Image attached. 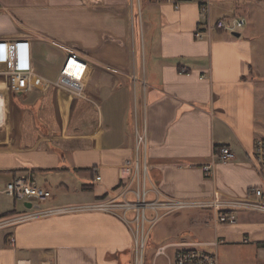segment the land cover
<instances>
[{
    "label": "crops",
    "instance_id": "0c3cea01",
    "mask_svg": "<svg viewBox=\"0 0 264 264\" xmlns=\"http://www.w3.org/2000/svg\"><path fill=\"white\" fill-rule=\"evenodd\" d=\"M180 3L0 0V190L31 175L51 190L47 208H53L94 204L142 186L152 199H228L261 183L252 155L264 138V0H209L207 15L201 0ZM220 18H244L234 31L239 36L213 28L195 38L207 20ZM18 38L30 40L34 65L23 94L11 90L5 53ZM71 48L91 64L86 99L52 85ZM138 135L145 136L139 147ZM223 146L234 159L205 177L202 165ZM137 159L139 172L122 180V167ZM33 209L0 193V219ZM176 212L161 244H174L171 255L181 244L199 243L219 264H264V213L235 211L236 223L229 224L216 222L211 208ZM10 228L0 238V264H71L67 253L77 250L87 264L134 261L133 232L109 212L51 215Z\"/></svg>",
    "mask_w": 264,
    "mask_h": 264
},
{
    "label": "built area",
    "instance_id": "2783aa9c",
    "mask_svg": "<svg viewBox=\"0 0 264 264\" xmlns=\"http://www.w3.org/2000/svg\"><path fill=\"white\" fill-rule=\"evenodd\" d=\"M160 2H170L176 8L180 6L181 0H157ZM209 0H201V10L203 14H208ZM244 18H220L214 23L207 22L203 29L195 32V38L203 39L206 32L213 28L223 31L234 32L243 27ZM57 78L52 85L62 89L69 94L81 98H88L86 93V80L91 68L90 62L76 49H68ZM5 53L8 63L11 90L16 94H23L30 90V79L34 74L33 56L30 40L18 38L8 41L5 45ZM145 136H137V145H144ZM234 153L228 146L215 149L213 160L202 165L205 177H212L215 165L220 162H229L234 159ZM252 165L261 178V183L251 188L245 196L235 198H219L213 200H179L173 198L149 197V190L144 186L135 190L126 189L122 195L104 202H95L89 205H69L62 207L40 209V204L52 197V192L39 185L33 176H22L6 184L0 193L16 199L31 202L33 210L27 213L16 214L12 217L0 219V229L11 227L21 222L51 215L64 214L69 212L97 210L112 213L121 218L131 229V223L136 224V231H133L135 250L133 264H144V248L149 234L147 223L150 226L155 224L164 215L174 213L179 210L211 208L215 211V220L219 223H236L235 211H256L264 213V138L255 141L252 155ZM140 161H127L121 169V179H129L139 172ZM101 177L98 176L99 180ZM132 193L134 200L127 197ZM35 205H39L35 207ZM147 211L153 213L148 217ZM134 213L133 219H128L127 214ZM8 242L15 246L16 238L9 236ZM199 243L181 244L174 250V254H169V249L174 244L160 245L156 247L153 264H219L216 253L199 247ZM15 264H55L53 260L33 262L31 260H18Z\"/></svg>",
    "mask_w": 264,
    "mask_h": 264
},
{
    "label": "rangeland",
    "instance_id": "374dc122",
    "mask_svg": "<svg viewBox=\"0 0 264 264\" xmlns=\"http://www.w3.org/2000/svg\"><path fill=\"white\" fill-rule=\"evenodd\" d=\"M140 18H141V16H140ZM135 22H136V19H135ZM134 50L137 51L136 55H140L138 47L134 48ZM262 136L264 137V135H262ZM107 200H109V199L100 198L97 201V203L104 202V201H107ZM131 200H134L133 196L131 197ZM50 203L51 202H49V200H46V201H43V202L39 203L40 204V209H44V208L49 207ZM18 207L20 209L24 208V204H23L22 201H18ZM69 213H72V212H69ZM177 213L178 212H176V214ZM147 215H148V217H152L153 213H151V211H147ZM174 215H175V213H172V214H169L168 217L165 216L166 218L165 217L164 218L161 217V219L159 221H157L155 224H153L151 226H150V223H147L146 229L147 228H150V229H149V234L147 236L146 244H145V248H144V264H153L154 263V254H155L156 247L165 243V239L167 238V236L165 235L166 234L165 232H169L170 229H171V223L167 219L169 217H171V216H174ZM127 217H128V219H133L134 213L133 212H129L127 214ZM130 226L132 227L133 231H136L135 230L136 229V224L135 223H131ZM7 228H1L0 229V238L3 239L4 234H6V232H10L9 229H11V228L10 227H7ZM132 229L130 228L131 232H132ZM190 230L192 231V233H190V234L194 238H200V237H198L196 235V232L193 230V228L190 229ZM147 231H148V229H147ZM96 248L97 247L94 248V247H92L90 245H87L85 249L90 251V252H92V250H94ZM205 249H208V248L205 247ZM168 252H169L170 255L172 254L171 250H169ZM38 253L39 252H32V253H29L27 255L31 256L32 260L38 261V258H37ZM19 254H20L21 257H23V256L26 257L25 254H22V253H19ZM218 255H219V258L221 260V254L219 252H218ZM67 258H69V262H71V264H87L89 262V258L86 255H84L82 252L78 251V250H77V253H74V254L67 253ZM94 261H95V263H98L97 260H94ZM126 264H132V261H128Z\"/></svg>",
    "mask_w": 264,
    "mask_h": 264
},
{
    "label": "water",
    "instance_id": "95a60500",
    "mask_svg": "<svg viewBox=\"0 0 264 264\" xmlns=\"http://www.w3.org/2000/svg\"><path fill=\"white\" fill-rule=\"evenodd\" d=\"M233 34L239 36V33L234 32ZM27 204L29 207L33 206L31 202H27ZM38 206L39 205H35V207H38Z\"/></svg>",
    "mask_w": 264,
    "mask_h": 264
}]
</instances>
